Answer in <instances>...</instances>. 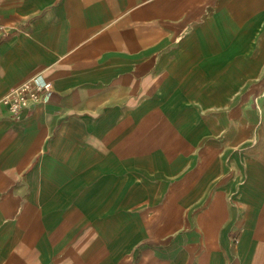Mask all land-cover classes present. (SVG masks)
Listing matches in <instances>:
<instances>
[{
  "label": "crops",
  "instance_id": "obj_1",
  "mask_svg": "<svg viewBox=\"0 0 264 264\" xmlns=\"http://www.w3.org/2000/svg\"><path fill=\"white\" fill-rule=\"evenodd\" d=\"M0 264H264V0H0Z\"/></svg>",
  "mask_w": 264,
  "mask_h": 264
},
{
  "label": "built area",
  "instance_id": "obj_2",
  "mask_svg": "<svg viewBox=\"0 0 264 264\" xmlns=\"http://www.w3.org/2000/svg\"><path fill=\"white\" fill-rule=\"evenodd\" d=\"M52 93V81L34 76L14 86L1 103L13 118L18 119L25 110L49 102Z\"/></svg>",
  "mask_w": 264,
  "mask_h": 264
}]
</instances>
